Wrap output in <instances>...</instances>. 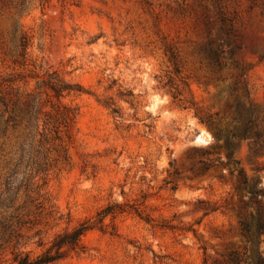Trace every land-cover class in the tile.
Segmentation results:
<instances>
[{
    "label": "rangeland",
    "instance_id": "374dc122",
    "mask_svg": "<svg viewBox=\"0 0 264 264\" xmlns=\"http://www.w3.org/2000/svg\"><path fill=\"white\" fill-rule=\"evenodd\" d=\"M23 34L25 65L14 63ZM211 45H222L223 68L207 55ZM51 71L84 91L63 99L78 115L66 141L70 160L48 175L56 216L25 229L22 250L40 253V238L48 245L118 201L139 203L142 216L108 217L116 234L93 229L83 251L55 264H234L233 251L240 264H255V244L241 235L235 177L220 179L221 166L200 172L201 160L227 159L224 148L201 153L224 142L201 118L228 117L238 80L242 99L259 110L263 148L253 153L242 140L234 158L264 186V170L255 172L264 166V0H0V88L12 77L13 93H38ZM6 171L0 141V191ZM212 206L220 209L205 215ZM259 247L264 256V241ZM12 257L0 251L3 263Z\"/></svg>",
    "mask_w": 264,
    "mask_h": 264
},
{
    "label": "trees",
    "instance_id": "16d2710c",
    "mask_svg": "<svg viewBox=\"0 0 264 264\" xmlns=\"http://www.w3.org/2000/svg\"><path fill=\"white\" fill-rule=\"evenodd\" d=\"M30 46L28 35H21L18 43L17 58L14 63L25 65L27 49ZM207 55L213 63L223 68L220 61L224 53L222 45L209 46ZM235 54V50H231ZM23 58V61L19 60ZM16 82V78L5 77L0 88V141L2 151L5 152L7 171L4 174L2 190L0 191V251L10 250V262L0 264H55L69 257L71 253H80L84 250V236L93 229L111 234L117 233L114 223H106L108 217L114 220L124 213H136L142 216L139 203L110 202L100 209L94 216L80 221L70 229L57 233L47 243L40 238L36 244L43 247L42 251L33 255L31 251H24L22 247L27 244L24 230L31 229L38 224L39 216L55 215L54 205L51 203L47 191L48 175L60 163L70 160L66 141L72 138V129L76 124L78 109L63 99L71 93H82L84 88L78 83H72L62 77L57 71L47 72L42 78L38 93L21 95L13 93L9 88ZM239 81H235L230 88L228 117L214 119L212 115L201 118L213 130L216 137L224 139L222 145L216 144L211 148L201 149L205 156H211V149L224 148L227 159L221 156L201 160V173L208 172L214 166H221L218 173L224 179L226 173L234 176L235 190L241 193V207L238 209L241 235L247 242L255 244L253 257L255 264H264V256L259 244L264 241V186L261 179L249 178L244 169L238 167L240 161L234 158V152L240 141L250 139V149L259 153L263 148L260 141L261 131L257 130L259 124V110L254 103L247 102L238 93ZM178 91L173 93L177 98ZM119 114L118 108L112 109ZM226 120L225 125L221 124ZM264 120V119H263ZM7 148V149H6ZM173 166V164L171 163ZM227 171H226V170ZM264 170V166H257L255 172ZM167 183H170L169 181ZM176 189V187H172ZM24 191L25 200L18 203L20 192ZM247 196V198H246ZM205 203L204 200H200ZM248 206L253 210L243 217L241 211ZM220 206L206 209L205 215L217 211ZM56 216V215H55ZM62 219L63 216L58 217ZM146 220L150 219L146 217ZM171 228L175 226L171 225ZM188 230L196 229L190 227ZM40 234V231L36 235ZM31 239V237H29ZM230 261L240 264L241 256L237 251L230 254Z\"/></svg>",
    "mask_w": 264,
    "mask_h": 264
},
{
    "label": "water",
    "instance_id": "95a60500",
    "mask_svg": "<svg viewBox=\"0 0 264 264\" xmlns=\"http://www.w3.org/2000/svg\"><path fill=\"white\" fill-rule=\"evenodd\" d=\"M201 136H202V134H201Z\"/></svg>",
    "mask_w": 264,
    "mask_h": 264
}]
</instances>
